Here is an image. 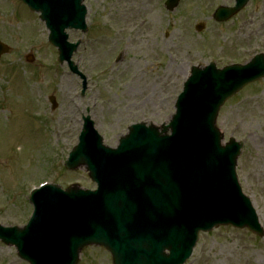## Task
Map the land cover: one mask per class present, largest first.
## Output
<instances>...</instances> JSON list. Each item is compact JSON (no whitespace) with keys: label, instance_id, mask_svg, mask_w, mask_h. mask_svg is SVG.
Segmentation results:
<instances>
[{"label":"rangeland","instance_id":"374dc122","mask_svg":"<svg viewBox=\"0 0 264 264\" xmlns=\"http://www.w3.org/2000/svg\"><path fill=\"white\" fill-rule=\"evenodd\" d=\"M0 225L23 226L31 207L29 191L48 182L62 189L94 188L83 169L63 167L77 143L82 117H89L108 147H115L136 123L161 127L191 67L245 64L264 54V0H252L224 23L212 20L233 0H179L172 12L166 0H83L87 31L68 32L81 40L72 61L81 80L57 62L38 16L17 0H0ZM203 24L200 32L195 26ZM33 58L28 63L27 56ZM57 104L51 110L49 98ZM124 110H128L125 112ZM223 137L242 143L236 174L251 201L263 236L220 227L199 234L185 264H264V79L248 85L219 109L215 122ZM0 264H26L15 249L0 243ZM78 264H111L109 254L89 247Z\"/></svg>","mask_w":264,"mask_h":264},{"label":"water","instance_id":"95a60500","mask_svg":"<svg viewBox=\"0 0 264 264\" xmlns=\"http://www.w3.org/2000/svg\"><path fill=\"white\" fill-rule=\"evenodd\" d=\"M26 4L32 11L39 12L40 19L45 22L50 31L48 40L58 48L59 62L67 61L68 66L73 72H77L75 66L69 62L71 53L75 51L77 45L71 46L66 44V40L62 36L64 28L72 27L75 29L84 28V9L80 7L81 0H20ZM249 0H236L233 9H219L216 12L218 21H225L231 16L239 12ZM178 0H169L167 2L168 10H173ZM67 48H70L67 51ZM8 52L7 47L0 44V56ZM259 63L255 68H248L254 63ZM246 67L245 73L240 75L238 72H218L219 76L214 74L211 76L199 74L200 70L193 68L191 78L189 80L190 87H187L185 94L181 97L179 112L187 111L190 115L201 113L199 124L188 127L186 135H181L183 140L191 141L188 149V158L192 161L187 163L174 162L164 165L162 170H153V179L160 183L159 190L149 189L148 185H142L148 191H143L144 198L150 201H156L160 204L154 207L158 210L164 221H160L157 217L153 218V227L147 229L148 232L155 234L160 226V231H167L165 236H159L152 242H148L144 252L138 261L135 260L133 250L122 251L117 245L110 244L101 237H95L86 233V225L96 231L109 233L112 223L122 222L123 216L115 212H107L106 206H101L99 214L102 218V226L99 229L98 219L96 215H88L84 221V225L80 228L70 230L63 238L61 247L54 246L50 242H40L42 234L61 237V232L55 230L54 225H61L63 222L67 224L69 219L65 220H48L45 221L47 228L39 227L25 234L27 229H0V240L6 245H13L18 251L20 258L28 261L30 264H38L33 256L23 253L22 247L36 254L39 262L50 264L53 261L63 264H77L78 254L81 249L89 245H100L110 251L113 264H183L189 257L191 250L196 242L197 233L199 231H210L220 225H232L235 228H249L259 236L262 231L257 224L253 210L249 207L247 201L241 198L239 189L235 183L233 167L237 157V146L233 141L225 147V151H220L219 146L211 144L202 153H195L196 147H202L204 141L213 137L214 133L220 140V136L214 127L217 111L220 106L231 96L237 93L244 85L264 77V57L257 56ZM212 71L213 65H210ZM215 71V70H214ZM186 88V85H185ZM54 104L53 100H51ZM178 113V105L176 106ZM203 116V117H202ZM176 117V116H175ZM175 119L173 126L184 125L178 117ZM172 122L168 126L163 127L162 134H158L157 130L150 127L152 135L148 134V138L154 136H162L166 131L172 128ZM214 132V133H213ZM154 135V136H153ZM218 145V141H217ZM220 148V147H219ZM239 148V147H238ZM146 149V147H145ZM234 150V152H233ZM78 153L75 149L71 154L74 157ZM77 162L68 161L65 167L69 170L75 169L78 165L86 164L83 156L79 155ZM141 156H145L141 153ZM158 158V157H155ZM159 160V158L157 159ZM163 192L162 195L160 192ZM69 192V193H68ZM67 195L78 192L76 188H72ZM193 203H197L195 206ZM242 209V215L238 214V210ZM205 211L206 214H205ZM168 223V227L164 228V224ZM119 225H121L119 223ZM118 229L115 233L116 238L120 234ZM61 233V234H60ZM129 235V233H127ZM125 241V239H123ZM170 252L169 256L164 255V251Z\"/></svg>","mask_w":264,"mask_h":264},{"label":"bare ground","instance_id":"6f19581e","mask_svg":"<svg viewBox=\"0 0 264 264\" xmlns=\"http://www.w3.org/2000/svg\"><path fill=\"white\" fill-rule=\"evenodd\" d=\"M121 1H123V0H116V3H118L119 4V2H121ZM0 3H2V1H0ZM138 3V0H124V4H125V6L127 7V6H129V8H132V7H135V9H137L138 10V8H137V6H135L136 4ZM125 112H128V110H124ZM170 121V120H169ZM169 121H168V123H169ZM175 121V119L173 120V122ZM173 122H172V124H173ZM184 123H188L186 120H184ZM166 124V123H165Z\"/></svg>","mask_w":264,"mask_h":264}]
</instances>
